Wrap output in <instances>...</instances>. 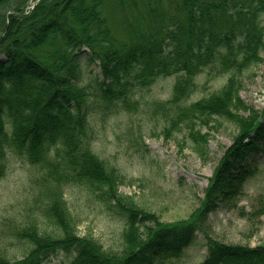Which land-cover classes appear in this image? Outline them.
<instances>
[{"label":"trees","instance_id":"trees-1","mask_svg":"<svg viewBox=\"0 0 264 264\" xmlns=\"http://www.w3.org/2000/svg\"><path fill=\"white\" fill-rule=\"evenodd\" d=\"M35 1L0 0V178L9 152L40 167L30 209L53 228H41L37 216L12 226L7 235L29 249L19 261L1 252L0 264H44L59 251L72 254L67 264H175L199 231L208 250L200 264H264L263 244L226 243L206 228L221 197L239 193L251 175L248 158L264 149V108L239 94L242 71L263 62L264 0ZM112 3L123 11L122 32L112 23ZM82 55L100 68L86 84ZM208 67L231 74L221 88L188 102ZM170 76V99L149 108L166 120L167 136L173 127L186 129L203 155V127L222 118L237 128L204 199L177 223H164L121 191L124 177L93 151L89 123L95 111L136 108L139 90ZM67 183L85 185L124 217L120 250L78 233Z\"/></svg>","mask_w":264,"mask_h":264},{"label":"rangeland","instance_id":"rangeland-1","mask_svg":"<svg viewBox=\"0 0 264 264\" xmlns=\"http://www.w3.org/2000/svg\"><path fill=\"white\" fill-rule=\"evenodd\" d=\"M110 12L114 27L122 32L123 11L112 3ZM81 57V83L86 84L100 73V68L97 62H88L86 55ZM261 58L263 62L242 71L243 86L239 91L243 101L258 111L264 108V50ZM230 74L206 68L198 77L199 87L188 102L221 88ZM175 80L176 76L159 78L149 89L139 90L133 96L139 101L134 109L112 107L106 112L95 111L89 117L93 151L120 170L124 177L121 191L132 195L141 208L157 213L164 223L188 220L192 210L204 199L213 171L237 133V128L222 118L203 127L202 132L206 133L203 155L195 152L194 141L186 129L180 131L173 127V133L167 136L163 131L166 120L149 108L154 100L170 99ZM6 160V174L0 178V253L19 261L29 246L7 235L10 228L22 227L36 216L41 228L51 230L53 225L30 209L37 188L33 180L41 175L40 167L12 152ZM248 167L252 173L241 191L231 197H221L219 207L209 215L206 228L209 236L226 243L264 245V149L251 154ZM63 191L78 233L93 234L106 249L120 250L122 230L126 226L124 217L83 184L67 183ZM184 251L172 263L200 264L208 252L204 234L197 232L194 242ZM71 255L59 251L44 264H67Z\"/></svg>","mask_w":264,"mask_h":264}]
</instances>
